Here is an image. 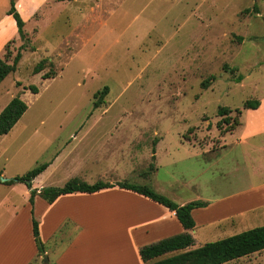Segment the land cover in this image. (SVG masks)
<instances>
[{
  "label": "rangeland",
  "instance_id": "374dc122",
  "mask_svg": "<svg viewBox=\"0 0 264 264\" xmlns=\"http://www.w3.org/2000/svg\"><path fill=\"white\" fill-rule=\"evenodd\" d=\"M32 7L19 5L25 15ZM8 10L9 0H0V17ZM24 29L27 41L18 35L0 55L12 64L22 52L16 72L0 85V113L16 97L28 106L0 137V178L11 181L52 162L67 137L81 131L89 136L76 153L97 155L99 169H118L65 168L34 180V189L72 179L127 182L177 204L206 202L208 210L195 211L194 248L264 226V202L241 213L220 211L238 208L228 199L242 194L254 200L262 192L264 200V150L240 142L237 126L245 102L264 96V0H47ZM43 59L47 68L34 75ZM50 70L55 78L43 79ZM105 87L109 94L95 108ZM222 107L231 113L220 117ZM29 194L26 184L0 182V212L23 208ZM107 241L98 237L95 247L127 248L111 232ZM226 264H264V251Z\"/></svg>",
  "mask_w": 264,
  "mask_h": 264
},
{
  "label": "crops",
  "instance_id": "0c3cea01",
  "mask_svg": "<svg viewBox=\"0 0 264 264\" xmlns=\"http://www.w3.org/2000/svg\"><path fill=\"white\" fill-rule=\"evenodd\" d=\"M46 1L21 0L16 8L18 7L17 10L26 21ZM24 2L33 5L31 12L27 15H25L26 11L22 12L19 9V5L22 3L24 6ZM7 13L8 11L5 16L0 17V55L5 45L19 35L16 21ZM260 103V107L256 110H244L247 114L244 119L242 117L238 130L240 129L241 132L240 142L253 140L255 144L258 142L257 147L260 150H264V96L261 97ZM110 135L113 139V135ZM88 136L89 134L81 133V131L69 135L66 139L67 143L65 145L62 143L63 149L58 151L47 170L36 179L39 180L41 177L49 179L65 168L72 173L116 171L118 167L114 165H106L105 169H99V162H95L98 159L97 155L85 156L76 153L81 151L79 148L81 142ZM106 136L108 135H102L99 138L103 141ZM89 163L96 164L87 166ZM95 165L97 168L94 167ZM51 173L53 175L49 176ZM32 186L34 188V183ZM42 188L43 186L36 189L40 191ZM236 197L228 201L233 200V204L239 205L238 208L232 207L220 211L227 212L226 215L241 213L250 206L264 202L262 192L254 200L244 199L243 194ZM208 207L205 209L208 210ZM196 210L192 212L193 217ZM101 213L105 217L104 224H99ZM223 213H219L218 217L225 216ZM33 215L39 224L44 255L39 254L33 235ZM99 227H104L106 231L100 233ZM194 230L189 233L192 234ZM110 232L116 237L123 238L127 248H96L98 237L102 242L108 243L107 238ZM184 232L174 212L142 195L120 187L104 189L93 194L62 195L53 203H48L40 196H36L33 205L28 201L23 208L14 205L10 212H0V264H44L45 256L48 257L49 264H144L139 253L142 247ZM102 250H104L103 253H101ZM172 255L174 253L168 254L167 257ZM118 256L121 257L119 262Z\"/></svg>",
  "mask_w": 264,
  "mask_h": 264
},
{
  "label": "trees",
  "instance_id": "16d2710c",
  "mask_svg": "<svg viewBox=\"0 0 264 264\" xmlns=\"http://www.w3.org/2000/svg\"><path fill=\"white\" fill-rule=\"evenodd\" d=\"M10 1V8L8 15H11L16 21L19 36L24 41H27L25 32V21L16 8L15 0ZM57 2L73 1V0H56ZM256 9V8H255ZM8 48V46H7ZM22 58V52L19 51L12 64L0 56V85L4 80L15 73ZM47 59L41 60L33 70L34 75L40 74L47 68ZM55 78V72L50 70L43 75V79ZM239 81L242 77L238 78ZM209 82L202 84L203 88L207 89ZM33 94L39 93V88L35 85L28 88ZM109 94V88L105 87L100 93V96L94 103L95 108H99L104 104L106 96ZM260 100H248L244 104L245 110H256L260 107ZM27 104L16 97L3 109L0 113V137L7 135L20 121L23 115L27 112ZM231 113L229 107H222L219 109L218 115L220 117L228 116ZM239 126V124L237 125ZM50 163L42 164L33 170L29 171L23 176H18L15 179L18 183H23L28 186L30 190L29 203L34 204L36 196H40L48 203L55 202L60 196L73 193H87L93 194L104 189L113 187H120L129 191H133L142 195L151 201L165 206L171 212H174L178 221L185 230L184 233L163 239L159 242L144 246L140 249V257L144 264H226L234 260L244 257L252 256L258 252L264 251V226L256 227L254 229L245 231L243 233L216 241L205 243L204 245L193 248L195 246L194 237L189 231L196 228V222L192 212L196 209L205 208L208 203L202 201L190 202L185 205H179L168 197L157 193L148 186H139L127 182H119L117 184H110L108 182L98 181L94 184H88L78 179H72L63 187H45L40 191L34 189L33 181L44 173L49 167ZM151 166V172L156 171V168ZM15 181L7 182V185H12ZM33 235L36 240L37 248L40 255H44V246L40 239L39 224L33 215ZM168 256V254H173ZM160 258V259H159ZM157 259V260H156Z\"/></svg>",
  "mask_w": 264,
  "mask_h": 264
},
{
  "label": "water",
  "instance_id": "95a60500",
  "mask_svg": "<svg viewBox=\"0 0 264 264\" xmlns=\"http://www.w3.org/2000/svg\"><path fill=\"white\" fill-rule=\"evenodd\" d=\"M0 180H1V182L2 183H7V182H9L10 180L9 179H7V178H0ZM14 181H16L17 182V180L16 179H14ZM44 262H45V264H49V260H48V257L47 256H45L44 257Z\"/></svg>",
  "mask_w": 264,
  "mask_h": 264
}]
</instances>
